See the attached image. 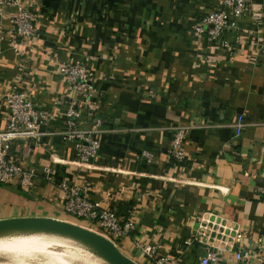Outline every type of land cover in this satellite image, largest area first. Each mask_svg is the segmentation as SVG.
<instances>
[{
	"label": "crops",
	"instance_id": "0c3cea01",
	"mask_svg": "<svg viewBox=\"0 0 264 264\" xmlns=\"http://www.w3.org/2000/svg\"><path fill=\"white\" fill-rule=\"evenodd\" d=\"M20 1L38 33L19 43L18 55L0 39V129L9 117L5 93L27 89L40 109L39 136L13 141L10 156L54 174L37 175L31 189L0 183V219L72 221L61 203L67 180L133 222L113 241L139 264H153L137 247L147 243L173 264H201L203 249L184 241L210 212L235 222L256 257L238 262L229 252L209 264H264V0H245L236 27L215 42L193 24L223 0ZM15 8L1 11L0 29ZM75 57L87 60L100 91L79 107L80 124L95 128L99 141L86 164L75 161L62 134V113L75 93L59 66ZM239 115L244 126L236 136ZM181 125L185 159L177 163L170 143Z\"/></svg>",
	"mask_w": 264,
	"mask_h": 264
},
{
	"label": "built area",
	"instance_id": "2783aa9c",
	"mask_svg": "<svg viewBox=\"0 0 264 264\" xmlns=\"http://www.w3.org/2000/svg\"><path fill=\"white\" fill-rule=\"evenodd\" d=\"M10 5L15 11L8 17L6 29H0V39H6L16 55L19 54L20 42L29 43L35 39L38 28L33 15L25 3L20 0H0V13ZM245 0H223L222 6L204 14L193 24L194 32L203 35L208 41L215 42L229 28L236 27L238 20L245 11ZM264 21V15L262 16ZM67 89L74 92L75 96L62 113L65 125L63 136L71 141L75 151V161L86 164L94 157L99 148V141L94 137L95 128L80 124V105H90L99 94V88L94 84V71L86 59L75 57L59 66ZM3 103L8 110V121L0 129V183H16L24 189L33 187L35 178L39 174L52 176L51 167L36 168L25 166L14 161L10 156L13 141L22 139H36L39 136L38 127L42 123L40 109L31 98L27 89L11 87L3 96ZM99 121H95V126ZM244 126L243 116L239 115L234 124V132L239 136ZM187 126H176L171 138L170 154L177 162L185 159L183 139ZM141 156L151 161V154L143 151ZM62 188L63 210L81 221L91 223L109 233L111 240L127 236L133 229V222L120 221L116 211L103 207L98 200L90 199L85 193V188L77 183L67 180L60 182ZM196 243L203 249L200 258L201 264H209L219 254L233 253L236 261L240 262L256 257L254 251L248 249L243 243V231L232 220L218 213H204L199 220L197 228L185 239L189 245ZM142 253L153 264H173L174 259L159 254V245L147 243L138 244Z\"/></svg>",
	"mask_w": 264,
	"mask_h": 264
},
{
	"label": "bare ground",
	"instance_id": "6f19581e",
	"mask_svg": "<svg viewBox=\"0 0 264 264\" xmlns=\"http://www.w3.org/2000/svg\"><path fill=\"white\" fill-rule=\"evenodd\" d=\"M0 231H12L0 235V264H106L99 246L76 234L44 232L24 224H0Z\"/></svg>",
	"mask_w": 264,
	"mask_h": 264
},
{
	"label": "water",
	"instance_id": "95a60500",
	"mask_svg": "<svg viewBox=\"0 0 264 264\" xmlns=\"http://www.w3.org/2000/svg\"><path fill=\"white\" fill-rule=\"evenodd\" d=\"M0 224L9 226L15 224L30 225L35 230L53 233L76 234L82 239H90L100 248V257L106 264H139L125 256L117 247L115 242L100 232L94 231L82 225L66 220L39 218V217H19L0 219ZM12 232V231H9ZM0 231V235L9 233Z\"/></svg>",
	"mask_w": 264,
	"mask_h": 264
},
{
	"label": "rangeland",
	"instance_id": "374dc122",
	"mask_svg": "<svg viewBox=\"0 0 264 264\" xmlns=\"http://www.w3.org/2000/svg\"><path fill=\"white\" fill-rule=\"evenodd\" d=\"M73 1H77V3L80 2V4L82 3V0H59L57 2L61 6H66L67 4L72 3ZM62 9H63V13H65L66 11H68L66 8H62ZM69 216H71V215H69ZM71 218H72V221H70V222H73L75 224L82 225V226H85L87 228H90V229H92L94 231L100 232V233H102L103 235H105L107 237L109 236V233L106 230H104L102 228H99L96 225H92L91 223H87V222L81 221L80 219H78V218H76L74 216H71ZM51 262H53V261H51ZM54 263L55 264H59L57 262H54Z\"/></svg>",
	"mask_w": 264,
	"mask_h": 264
},
{
	"label": "trees",
	"instance_id": "16d2710c",
	"mask_svg": "<svg viewBox=\"0 0 264 264\" xmlns=\"http://www.w3.org/2000/svg\"><path fill=\"white\" fill-rule=\"evenodd\" d=\"M184 161V160H183ZM183 161H181V162H177L176 160H175V162H177V163H182Z\"/></svg>",
	"mask_w": 264,
	"mask_h": 264
}]
</instances>
